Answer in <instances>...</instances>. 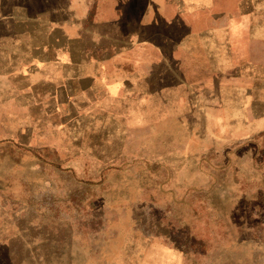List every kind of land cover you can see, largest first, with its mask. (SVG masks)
<instances>
[{"label": "rangeland", "instance_id": "rangeland-1", "mask_svg": "<svg viewBox=\"0 0 264 264\" xmlns=\"http://www.w3.org/2000/svg\"><path fill=\"white\" fill-rule=\"evenodd\" d=\"M187 1L154 97L33 120L0 66V264H264V0Z\"/></svg>", "mask_w": 264, "mask_h": 264}, {"label": "crops", "instance_id": "crops-1", "mask_svg": "<svg viewBox=\"0 0 264 264\" xmlns=\"http://www.w3.org/2000/svg\"><path fill=\"white\" fill-rule=\"evenodd\" d=\"M180 3L185 11L173 0L41 1L39 6L2 0L0 66L17 73L22 96L40 110L50 106L41 111L46 118L33 120L59 115L60 106L81 109L154 97L184 82L177 53L185 56L194 48L184 17L192 5L204 7ZM7 40L10 49L4 47Z\"/></svg>", "mask_w": 264, "mask_h": 264}]
</instances>
